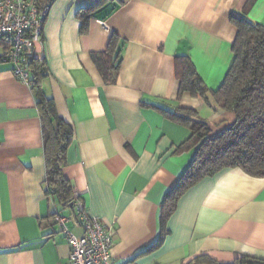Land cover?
Listing matches in <instances>:
<instances>
[{
  "label": "crops",
  "instance_id": "0c3cea01",
  "mask_svg": "<svg viewBox=\"0 0 264 264\" xmlns=\"http://www.w3.org/2000/svg\"><path fill=\"white\" fill-rule=\"evenodd\" d=\"M45 3L48 0H30ZM264 25V0H53L43 22L40 87L73 129L63 175L86 211L113 228L112 264H187L200 255L230 264L264 260V178L240 169L205 177L177 200L161 235V203L193 151L175 153L189 130L151 106L190 109L212 127L233 114L208 93L178 97L186 58L209 90L233 60L231 13ZM110 41H113L110 45ZM118 54L115 80L100 70ZM1 52V49H0ZM0 60V264H67L54 216L71 209L45 192L36 97ZM75 236L82 231L73 221ZM151 249V250H149Z\"/></svg>",
  "mask_w": 264,
  "mask_h": 264
},
{
  "label": "trees",
  "instance_id": "16d2710c",
  "mask_svg": "<svg viewBox=\"0 0 264 264\" xmlns=\"http://www.w3.org/2000/svg\"><path fill=\"white\" fill-rule=\"evenodd\" d=\"M52 1L35 3L43 7L51 5ZM230 21L237 28L232 44L233 60L216 90H209L204 85L188 59L179 58L177 67L180 76L178 97L188 93L205 101L209 93L222 110L233 114L231 122L222 128L220 125L212 127L201 120L194 110L170 112L151 106L168 120L189 130L188 138L174 152L193 151L192 160L178 183L164 196L160 212L161 235L151 248H157L168 234L166 222L175 211L178 198L201 179L236 168L250 177L264 178V25L250 21L245 12L231 13ZM112 43L110 41V45ZM9 46V39L0 38L1 50ZM108 52V61L103 62L100 70L105 81L112 83L119 69V57L117 53L112 54L111 47ZM30 72V90L36 97L42 128L45 192L64 207L70 206L73 191L63 175V169L73 141V129L57 115L53 100L41 90L40 83L46 75L45 63L33 59ZM187 264L223 263L200 255ZM230 264H264V260L242 257Z\"/></svg>",
  "mask_w": 264,
  "mask_h": 264
},
{
  "label": "built area",
  "instance_id": "2783aa9c",
  "mask_svg": "<svg viewBox=\"0 0 264 264\" xmlns=\"http://www.w3.org/2000/svg\"><path fill=\"white\" fill-rule=\"evenodd\" d=\"M49 8L30 0H0V38L10 41V46L1 50L0 60L9 63L13 77L28 87L32 60L44 62V55L35 49L43 43V22ZM69 207L70 217L57 214L53 219L70 247L67 264H112L113 228L86 211L79 192L73 191ZM69 220L81 229V236L70 232L66 225Z\"/></svg>",
  "mask_w": 264,
  "mask_h": 264
}]
</instances>
